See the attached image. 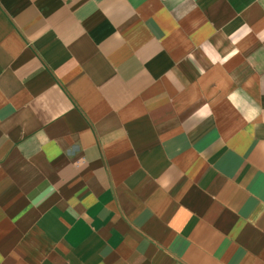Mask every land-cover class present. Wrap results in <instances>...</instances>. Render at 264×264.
Returning a JSON list of instances; mask_svg holds the SVG:
<instances>
[{"label": "crops", "instance_id": "obj_1", "mask_svg": "<svg viewBox=\"0 0 264 264\" xmlns=\"http://www.w3.org/2000/svg\"><path fill=\"white\" fill-rule=\"evenodd\" d=\"M262 31L264 0H0V264H264Z\"/></svg>", "mask_w": 264, "mask_h": 264}, {"label": "clouds", "instance_id": "obj_2", "mask_svg": "<svg viewBox=\"0 0 264 264\" xmlns=\"http://www.w3.org/2000/svg\"><path fill=\"white\" fill-rule=\"evenodd\" d=\"M240 32H243L245 35L251 33L252 29L249 28L247 25H244L241 29H239ZM257 38L261 41L264 42V31L260 32L257 34ZM233 43H237L236 41H233ZM238 50L234 49L229 56L224 57L223 60L221 58V56L219 54H217L215 56V60L216 61H221V62H226L228 59H230L232 56H235L237 54ZM259 110L258 109H254L253 113L251 116H249V120H251L255 115H258ZM197 115H199L200 117H206V116H210L212 113L211 111L208 109L207 106H205L203 109L199 110L197 113Z\"/></svg>", "mask_w": 264, "mask_h": 264}]
</instances>
